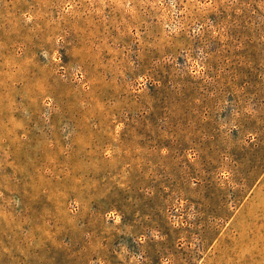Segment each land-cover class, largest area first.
Instances as JSON below:
<instances>
[{
  "label": "rangeland",
  "instance_id": "374dc122",
  "mask_svg": "<svg viewBox=\"0 0 264 264\" xmlns=\"http://www.w3.org/2000/svg\"><path fill=\"white\" fill-rule=\"evenodd\" d=\"M0 264H264V0H0Z\"/></svg>",
  "mask_w": 264,
  "mask_h": 264
}]
</instances>
